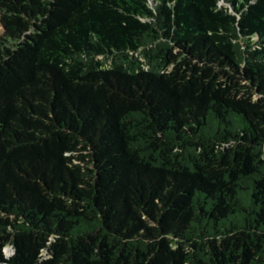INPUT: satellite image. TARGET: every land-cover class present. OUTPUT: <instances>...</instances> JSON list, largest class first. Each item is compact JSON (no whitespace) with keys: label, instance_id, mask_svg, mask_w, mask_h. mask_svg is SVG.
<instances>
[{"label":"trees","instance_id":"16d2710c","mask_svg":"<svg viewBox=\"0 0 264 264\" xmlns=\"http://www.w3.org/2000/svg\"><path fill=\"white\" fill-rule=\"evenodd\" d=\"M0 264H264V0H0Z\"/></svg>","mask_w":264,"mask_h":264},{"label":"rangeland","instance_id":"374dc122","mask_svg":"<svg viewBox=\"0 0 264 264\" xmlns=\"http://www.w3.org/2000/svg\"><path fill=\"white\" fill-rule=\"evenodd\" d=\"M221 5H223V6H225V7H230V5L227 4V3H225L224 1L221 2ZM96 59H98L99 61H101L105 67H110L111 64H112V60H111V58H107V59H106V58H104V57H102V56H99V57H97ZM5 254H6L7 256H11V255L13 254V248L10 247V246H8V247L5 249Z\"/></svg>","mask_w":264,"mask_h":264}]
</instances>
